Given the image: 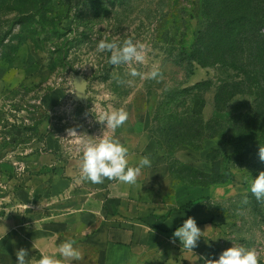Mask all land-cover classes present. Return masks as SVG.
<instances>
[{
  "label": "rangeland",
  "instance_id": "1",
  "mask_svg": "<svg viewBox=\"0 0 264 264\" xmlns=\"http://www.w3.org/2000/svg\"><path fill=\"white\" fill-rule=\"evenodd\" d=\"M255 2L259 5L251 6L253 12L260 13L264 0ZM216 11L222 12V6ZM204 25L201 0H0L1 181L13 192L26 187L45 170L36 167L40 156L80 163L82 154L63 138L68 128L93 140L105 131L123 146L126 140L135 142L133 132H145L157 147L158 138L163 144L151 162L156 184L146 186L151 203L167 213L189 209L185 204L196 201L199 221L212 222L220 232L192 251L164 248L151 234L142 237L123 264H205L233 246L255 250L258 264H264V202L250 191L253 179L264 171L258 156L263 145L254 141L235 148L225 135L194 150L175 148L166 135L172 125L191 124L181 119L192 113L235 125L231 116L247 111L264 119V61L255 57L253 39L225 54L228 66H201L188 54ZM128 38L148 46L143 64L114 66L108 63L110 52L97 51L101 40L122 44ZM232 61L248 70L256 65L260 83ZM153 66L163 80L129 75L131 68L146 74ZM78 75L86 80V101L74 98ZM221 89L219 111L216 95ZM121 108L128 120L114 132L96 121L100 113ZM76 248L81 259L64 258L62 264H106L104 250L81 243Z\"/></svg>",
  "mask_w": 264,
  "mask_h": 264
},
{
  "label": "crops",
  "instance_id": "2",
  "mask_svg": "<svg viewBox=\"0 0 264 264\" xmlns=\"http://www.w3.org/2000/svg\"><path fill=\"white\" fill-rule=\"evenodd\" d=\"M130 137L135 142L124 143L129 150V166H137L142 156L152 162L158 148L156 141L145 132H133ZM36 167L45 170L34 175L26 187L12 192V210L0 219V264H16L15 253L21 248L28 251L27 264H36L42 253L63 263L57 249L68 240L75 241L74 247L81 243L104 250L106 264H123L142 237L151 234L164 248L183 249L178 238L176 243L170 241L189 217L203 232L197 246L215 233L216 238L219 235L217 225L199 221L202 214L195 211L194 204L189 209L165 213L151 203L146 190L151 182L156 184V179H151V166L142 168L135 184L107 178L100 184L81 180L80 163L74 159L61 163L40 156Z\"/></svg>",
  "mask_w": 264,
  "mask_h": 264
},
{
  "label": "clouds",
  "instance_id": "3",
  "mask_svg": "<svg viewBox=\"0 0 264 264\" xmlns=\"http://www.w3.org/2000/svg\"><path fill=\"white\" fill-rule=\"evenodd\" d=\"M97 51L110 52L108 63L114 66L132 64L133 62L143 64L146 60L148 46L140 41L134 42L132 38L125 39L122 44L116 41L107 42L106 40H101L98 43ZM129 75L132 77L139 76L142 80H157V82L164 78L158 66H153L152 70L146 74L131 68ZM117 82L131 83V81L119 79ZM127 120L128 113L123 108L102 112L99 114V119H96L98 123L113 132L124 125ZM66 134V137L63 138L68 139L75 146L77 153L82 154L80 162L81 180L100 184L107 178L108 180H117L126 184H135L137 178L141 175L142 168L151 166V160L148 156H142L137 166H129L128 148L123 146L119 139L114 138L113 135L106 134L105 131H103L101 136L95 137L94 140L86 139L85 133H78L76 128L66 129ZM258 156L261 161H264V146L259 147ZM250 191L257 201L264 202V171H261L253 179ZM243 203H248L247 195L244 196ZM202 233L197 226L196 220L189 217L183 222L182 226L174 231L170 242L176 243L178 238L184 249L192 251V249L197 247V242L202 237ZM74 244L75 241L72 240L61 243L57 249L59 255L68 260L81 259V254L74 247ZM15 255L17 258L16 264H27L28 251L26 249H19ZM36 264H62V261L52 255L42 253ZM205 264H258V257L255 250H249L243 246H233L224 250L219 259H205Z\"/></svg>",
  "mask_w": 264,
  "mask_h": 264
},
{
  "label": "trees",
  "instance_id": "4",
  "mask_svg": "<svg viewBox=\"0 0 264 264\" xmlns=\"http://www.w3.org/2000/svg\"><path fill=\"white\" fill-rule=\"evenodd\" d=\"M220 5L223 8L222 12L216 11L217 6ZM254 5L258 8L259 4L255 0H201L205 25L192 44L188 54L189 60L201 66L209 64L228 66V59L224 58L225 54L235 51L241 41L252 38L254 43L252 50L256 53L255 57L259 55L264 61V9L260 13L257 11L254 13ZM230 65L243 70L247 78L260 83L258 72L255 70L256 65L251 70L243 69L235 61H232ZM222 90L216 95V107L219 111H221L220 105L223 98ZM183 117L182 121H191V124L179 125L178 128L172 125L166 134L172 139V145L175 144V148L188 146L191 149L200 150L205 141L225 137V135L230 136V141H227L231 142L235 148L254 141L264 146V119L259 115L256 117L253 110L231 116L237 125L228 121L224 124L218 119L204 120L202 115L196 113ZM237 130L239 131L236 132ZM160 140L158 138V148L163 149ZM203 175L210 176L208 173ZM195 203L196 201L191 200L186 205L192 206Z\"/></svg>",
  "mask_w": 264,
  "mask_h": 264
},
{
  "label": "built area",
  "instance_id": "5",
  "mask_svg": "<svg viewBox=\"0 0 264 264\" xmlns=\"http://www.w3.org/2000/svg\"><path fill=\"white\" fill-rule=\"evenodd\" d=\"M1 166V164H0ZM0 171V219L6 217L12 210V190L11 187L1 181Z\"/></svg>",
  "mask_w": 264,
  "mask_h": 264
},
{
  "label": "water",
  "instance_id": "6",
  "mask_svg": "<svg viewBox=\"0 0 264 264\" xmlns=\"http://www.w3.org/2000/svg\"><path fill=\"white\" fill-rule=\"evenodd\" d=\"M75 94L74 98L80 101H86L87 95L85 93L86 80L84 77L78 75L74 78ZM77 90V92H76ZM84 90V94H83Z\"/></svg>",
  "mask_w": 264,
  "mask_h": 264
}]
</instances>
